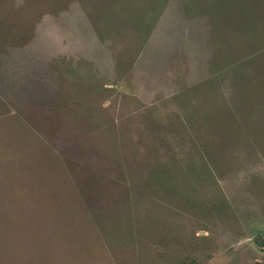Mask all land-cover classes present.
Wrapping results in <instances>:
<instances>
[{
  "label": "rangeland",
  "instance_id": "374dc122",
  "mask_svg": "<svg viewBox=\"0 0 264 264\" xmlns=\"http://www.w3.org/2000/svg\"><path fill=\"white\" fill-rule=\"evenodd\" d=\"M264 264V0H0V264Z\"/></svg>",
  "mask_w": 264,
  "mask_h": 264
},
{
  "label": "trees",
  "instance_id": "16d2710c",
  "mask_svg": "<svg viewBox=\"0 0 264 264\" xmlns=\"http://www.w3.org/2000/svg\"><path fill=\"white\" fill-rule=\"evenodd\" d=\"M175 264H201L195 256H185L179 259Z\"/></svg>",
  "mask_w": 264,
  "mask_h": 264
}]
</instances>
